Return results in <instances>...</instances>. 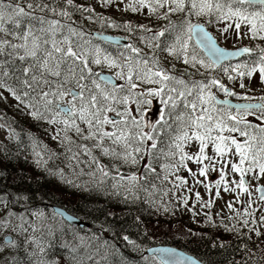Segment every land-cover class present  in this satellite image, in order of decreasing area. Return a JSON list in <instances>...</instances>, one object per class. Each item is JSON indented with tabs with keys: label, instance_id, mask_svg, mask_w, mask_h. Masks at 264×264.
Segmentation results:
<instances>
[{
	"label": "snow or ice",
	"instance_id": "1",
	"mask_svg": "<svg viewBox=\"0 0 264 264\" xmlns=\"http://www.w3.org/2000/svg\"><path fill=\"white\" fill-rule=\"evenodd\" d=\"M153 100L162 106L155 121L147 115ZM0 104L52 126L57 149L24 134L32 141L24 160L44 173L85 191L65 169L87 175L124 202L149 187L160 191L158 204L145 201L156 211L183 209L196 223L203 215L241 240L242 264H264V0H0ZM3 129L23 142L0 110ZM0 145L3 183L13 155ZM222 193L230 199L212 213ZM30 198L0 189V264H46L26 247L45 252L27 234L32 220L16 210ZM150 252L145 264H203L173 248Z\"/></svg>",
	"mask_w": 264,
	"mask_h": 264
},
{
	"label": "trees",
	"instance_id": "2",
	"mask_svg": "<svg viewBox=\"0 0 264 264\" xmlns=\"http://www.w3.org/2000/svg\"><path fill=\"white\" fill-rule=\"evenodd\" d=\"M97 11L101 9L97 7ZM104 14L112 15L116 19L121 18V14L115 15L109 11ZM126 15L133 22L141 19L131 13ZM89 27L93 32L100 30L99 25ZM105 32L115 31L108 29ZM158 102L153 100L152 107H158ZM0 110H3L4 116L12 123V126L22 133L23 141L17 146L16 141L4 140L7 148L12 152L13 159L7 167L6 179L0 183V189H6L14 195L19 193L31 197L27 203L21 201L17 204V211H22L23 214L43 213L45 220L53 216L63 221L66 227L65 233L56 227L48 226H42L41 229L33 232L31 236H34L39 246L45 249V252L41 254L36 245H26L29 252L37 253L34 260H43L46 264H55L60 260L68 264H96V262L121 264L123 258H128L134 264H145L141 257H151L145 253V250L149 246L158 244L176 245L210 264H242L247 258L248 254L243 249L240 239L234 234L225 232L223 228L208 226L203 215L196 218L200 221L196 223L191 213L183 209L177 210L173 215L158 212L155 207L145 202L155 197L158 204L159 197L162 195L160 191L149 187L147 192L141 191L137 194L141 199L133 202L129 198L127 202H124L122 197L106 195L96 190L87 175L77 178L70 169H65L70 179L87 186L88 190L85 191L83 188H73L58 178L44 173L36 168L31 160H24L23 157L29 155L32 148L30 137L24 134L31 133L43 144L57 149V142L51 138L52 126L43 122L37 124L30 118L18 114L16 109L8 104H0ZM155 112L156 108L151 109L147 113L148 117L151 119V114ZM2 153L3 146L1 145L0 154ZM17 153L20 155L19 159L15 158ZM52 163L63 167L62 161ZM159 170L157 167V171ZM21 175L31 176V180L21 182ZM156 184L162 188L169 187L168 184L161 186L159 181H156ZM171 196L172 194L169 193L164 200H170ZM53 205L66 209L85 222H89L90 225L84 228L70 225L55 213ZM219 211L220 209L216 207L211 210L212 213ZM223 215L227 216L225 212ZM219 219L215 217L217 222ZM225 223L228 221L226 220ZM68 229L77 231V235L71 234ZM189 229L192 233L188 231ZM124 235H128L140 244L141 251L132 250L123 241ZM105 241L107 246L104 244ZM221 244L223 247L220 246ZM112 245L116 247L113 248ZM89 256L92 257L91 260L88 259ZM148 264H151V260Z\"/></svg>",
	"mask_w": 264,
	"mask_h": 264
},
{
	"label": "rangeland",
	"instance_id": "3",
	"mask_svg": "<svg viewBox=\"0 0 264 264\" xmlns=\"http://www.w3.org/2000/svg\"><path fill=\"white\" fill-rule=\"evenodd\" d=\"M109 12H111V11H109ZM111 13H113L115 15H119V13H117V12H111ZM119 34H122V33H119ZM224 43H225V46L226 47H230V48L232 47V42L231 41L224 42ZM244 43H247V41H245ZM106 71H108V70L106 69ZM258 90H260V89L257 88L256 91H258ZM154 108H156V107H152L151 106V109L152 110ZM153 116H154V114H151V118H153ZM5 131H6V129L0 130V140H8V139L5 138V135H4ZM0 148H1V145H0ZM190 166L193 167V168H195V165H190ZM185 175H186V173H185ZM201 192L203 193V189H201ZM222 195H223L224 198L222 200H218L216 202V204L214 205V207H216L217 209H220V210H221L222 206L224 205V202L226 200L230 199V197L227 194H223L222 193ZM224 212L227 214V216L230 215V213L227 212V209H224ZM24 215L26 216L27 219L32 220L33 225L35 227V231L41 229L42 226H48L50 228L56 227L62 233H65L66 227H65L63 221H61L59 218H55V217L52 216L49 219L45 220L44 216H42V217H40V216H33L32 214H26V213ZM69 232L71 234L77 235V231H71V230H69ZM27 234L28 235L30 234L29 236L33 235L32 228H29ZM55 264H68V263L65 262V261H63V260H60V261L56 262Z\"/></svg>",
	"mask_w": 264,
	"mask_h": 264
},
{
	"label": "water",
	"instance_id": "4",
	"mask_svg": "<svg viewBox=\"0 0 264 264\" xmlns=\"http://www.w3.org/2000/svg\"><path fill=\"white\" fill-rule=\"evenodd\" d=\"M105 35H108L110 33H104ZM105 74H109L108 72H105ZM223 99V98H221ZM236 102V101H234ZM53 209L55 210V212L57 214L59 213H63V215H60L63 219H65L68 223H70L71 225L73 226H79L81 228L85 227V226H89L90 223L89 222H85L84 220H82L80 217L70 213L69 211H67L66 209L62 208V207H59L57 205H53ZM173 248V249H176L178 252H181V253H184L185 255L187 256H191L193 257L194 259L195 258H198L196 257L195 255L185 251L184 249L182 248H179L178 246H175V245H171V244H158V245H153V246H150L146 249V254L148 255H152V253L150 252V249H153V248ZM200 260V259H199ZM202 261V260H200ZM203 264H210V263H207V262H204L202 261Z\"/></svg>",
	"mask_w": 264,
	"mask_h": 264
},
{
	"label": "flooded vegetation",
	"instance_id": "5",
	"mask_svg": "<svg viewBox=\"0 0 264 264\" xmlns=\"http://www.w3.org/2000/svg\"><path fill=\"white\" fill-rule=\"evenodd\" d=\"M158 101V100H157ZM155 104L157 105V102H155ZM160 109H161V105L158 102V107H156V112L154 113L153 118H151V120L155 121L156 119H158L159 117V113H160ZM151 110V108L149 110H147V113Z\"/></svg>",
	"mask_w": 264,
	"mask_h": 264
}]
</instances>
